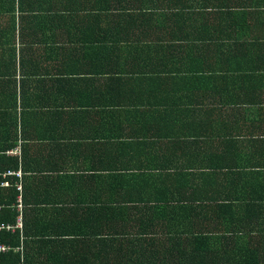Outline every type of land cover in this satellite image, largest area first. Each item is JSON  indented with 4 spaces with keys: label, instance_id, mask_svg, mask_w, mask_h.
<instances>
[{
    "label": "trees",
    "instance_id": "obj_1",
    "mask_svg": "<svg viewBox=\"0 0 264 264\" xmlns=\"http://www.w3.org/2000/svg\"><path fill=\"white\" fill-rule=\"evenodd\" d=\"M262 18L261 0H0V183H5L0 186V264H111L69 259L60 249L70 244L77 255L82 239L128 234L84 228V210L162 202L141 199L145 186L139 184L145 183L132 179L170 171L173 167L146 158L156 152L154 145L180 141L181 135L142 134L141 122L160 120L146 115L190 103L191 90H211L220 105L234 106L222 102L228 84L254 82L257 72L264 79V69L248 67L261 59L254 48L262 45L260 38L247 42L235 30L245 35L257 21L263 24ZM226 40L248 68L225 67L232 54L222 51ZM183 50L189 67H175V53ZM65 51L71 60L103 58V64L97 69L50 64L48 69L41 63L55 55L63 59ZM118 52L125 54L120 64L112 55ZM48 82H60L59 92L66 89L62 82H101L103 98L95 105L63 94L60 99L69 101L56 104L54 98L40 99L50 93ZM65 107L71 110L65 111L68 119L81 111L91 115V124L103 127V134L86 139L62 133ZM86 144L97 164L66 159L70 146ZM17 145L19 157L7 154ZM16 170L20 178L6 174Z\"/></svg>",
    "mask_w": 264,
    "mask_h": 264
},
{
    "label": "crops",
    "instance_id": "obj_2",
    "mask_svg": "<svg viewBox=\"0 0 264 264\" xmlns=\"http://www.w3.org/2000/svg\"><path fill=\"white\" fill-rule=\"evenodd\" d=\"M261 1L264 4V0ZM256 24L254 31L245 29V35L238 29L235 31L240 39L247 42L254 37L260 38L262 45L254 48L262 52L261 59L249 63L248 67L264 69V23L257 21ZM79 25L78 22L73 27ZM230 30L227 29V34L234 35L235 32ZM221 45L222 51L232 53V42L226 40ZM119 49L124 52L130 48ZM175 54V67L188 68L185 51ZM62 55L65 58L56 55L41 58V63L48 69L50 64H54L51 68L68 66L83 69H97L101 67L99 64H103V58L102 61L96 58L84 61L77 55V59L71 60L68 51ZM112 55L119 57L120 64L125 54L118 52ZM169 56L166 53L164 58ZM171 58L175 59V56ZM240 59L230 54L225 67L248 68L246 61H238ZM57 63L58 67L55 66ZM260 74H255L254 82L237 80L228 84V89L221 96L222 102H234V106L220 105V97L211 90L207 94L191 90L188 91L190 103L183 101L182 107L175 112L156 111L146 115L148 119L160 120L144 119L139 133L171 131L170 134L181 135L180 141H162L154 145L156 152L146 158L151 163L173 167L170 171L132 179L145 183L139 184L145 186L141 199L162 202H138L121 209L93 207L84 210V228L124 230L128 234L82 239L77 255L70 244L60 251L69 259L111 264H264V79L259 78ZM243 83L245 89H241ZM59 84L48 82L46 88L50 93L42 94L40 99L52 101L54 98L57 104L69 101L60 99L63 94H69L79 101L88 100L96 105V101L98 103L103 98L101 82H62L66 87L62 92L57 91L61 89ZM206 85L210 84H198L196 87ZM247 86L255 89H246ZM18 91L17 88V95ZM211 107L214 109H209ZM62 111L66 126L62 133H79L86 139L87 136L103 134V127L95 122L91 124L88 113L81 111L82 118L72 114L68 119L70 114L66 112L71 110L65 107ZM70 147L71 153L66 159L70 158L71 163L95 161L97 164V155L95 160L87 155V144ZM142 147L151 149L149 145ZM143 159L144 156L141 157Z\"/></svg>",
    "mask_w": 264,
    "mask_h": 264
},
{
    "label": "built area",
    "instance_id": "obj_3",
    "mask_svg": "<svg viewBox=\"0 0 264 264\" xmlns=\"http://www.w3.org/2000/svg\"><path fill=\"white\" fill-rule=\"evenodd\" d=\"M19 144V143H18ZM21 153V149H20V145H17L15 148H13L12 150L8 151L7 154L9 155H15V156H20ZM7 175H15L17 178L21 177V171L20 170H16V171H7L6 173ZM5 183H0V186H4ZM17 189L20 190V184L17 186ZM18 209H21V205H18ZM17 226L20 227L21 223H20V219H18L17 221ZM0 250H4L2 247H0Z\"/></svg>",
    "mask_w": 264,
    "mask_h": 264
}]
</instances>
